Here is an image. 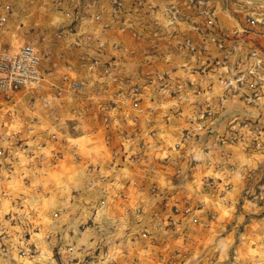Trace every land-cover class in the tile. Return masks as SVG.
Returning <instances> with one entry per match:
<instances>
[{
  "label": "crops",
  "instance_id": "obj_1",
  "mask_svg": "<svg viewBox=\"0 0 264 264\" xmlns=\"http://www.w3.org/2000/svg\"><path fill=\"white\" fill-rule=\"evenodd\" d=\"M119 3L118 11L113 13L111 3L102 2L101 20L110 24L104 28L91 27L67 35L65 32L48 34L39 29L43 47L40 51L44 54L42 67L46 74L32 104L29 100L32 95L27 89L14 91L10 96L0 93V147L3 149L0 228L9 235L8 254L0 258V264H181L168 259L199 256L203 251L201 238L209 230H213L217 240L228 235L237 237L235 229L222 235L227 221L219 219V215L213 214V219H207L211 212L223 209L221 206L230 211L232 205L204 180L207 176L223 182L226 178L234 179V175H225L229 173L225 166L220 169L216 166L221 148H235L234 141L225 139L232 133L229 126H235L233 123L242 117V112H232L230 98L223 99L219 106L214 85L203 91V84L211 80L204 79L196 69L202 63L200 56L196 50L192 53L181 45L185 37L197 40L195 31L184 30L181 34L180 30L170 27L151 26L155 12L160 14L167 6L178 7L179 13L182 12L186 5L183 0H119ZM145 18L147 26L142 24ZM11 19L10 15L0 27V42L9 45L14 32L18 34V41L24 39ZM127 19L130 28L125 25ZM79 33L83 37L74 47L71 41ZM86 35L92 41L87 42ZM95 37L103 39L105 47L97 48ZM112 42L116 45L112 46ZM87 54L100 58L101 62L116 63L118 78L105 74L99 77L102 73L95 69H102L104 65L98 62L93 67ZM62 76L84 82L83 98L68 92L67 85L61 82ZM127 78L129 83L140 84L134 98L127 97L124 88H118ZM95 79L105 80L108 85L96 84L98 90L89 87ZM57 88L63 90L61 97L55 95ZM77 99L96 101L93 107L98 106L99 112L100 105L112 99L118 102L116 107H121L118 115L135 118L133 123L120 121V126L136 130L143 138L141 160L136 163L125 160L117 168L109 167L113 145L106 144L101 128L86 131L80 137L69 136L65 143L47 139L49 133L62 126L65 118L81 116L82 127L91 128L93 121L89 112L93 111L87 109V113H81L72 104ZM205 99H209V104ZM130 101L135 102L130 105ZM186 129L199 135L196 142H182L181 132ZM151 130L155 131L154 138L147 134ZM206 130L214 133L205 135ZM223 131L227 135L221 137L220 145L216 140L218 132ZM139 143L131 142L130 151H139ZM188 155H198L201 161L191 166L187 164ZM167 156L170 159L165 161ZM171 158L177 159V165ZM247 161L248 166L238 172L242 178L251 169V158ZM88 164L100 168V180L94 188L87 187ZM251 172L254 179L260 173ZM251 172L247 174L249 179ZM133 181L137 184L133 185ZM153 183L161 190V196L151 194L149 188ZM163 196L179 204L187 200L193 207L188 220L178 229L153 228L151 214L161 211ZM194 217L198 223L192 221ZM23 229L30 232L27 245L22 242ZM45 235L49 236L47 241L43 238ZM69 245L78 249L70 252ZM237 251L233 257L238 264L256 259L241 243L235 248Z\"/></svg>",
  "mask_w": 264,
  "mask_h": 264
},
{
  "label": "rangeland",
  "instance_id": "obj_2",
  "mask_svg": "<svg viewBox=\"0 0 264 264\" xmlns=\"http://www.w3.org/2000/svg\"><path fill=\"white\" fill-rule=\"evenodd\" d=\"M104 1L106 0H0V27L7 23L8 17L11 15V24L15 25L16 30H21L20 37L24 38L21 42L18 41V34L14 32L10 45L4 41L0 42V45L10 50H16L24 42H31L41 49L43 48L40 44L41 35H38L40 28H43V31L48 34H51V32L53 34L65 32L67 35L68 32H84L83 30L91 29V27H95L92 29H96L109 26L110 24H105L101 20L103 11L102 2ZM108 1L111 3L112 12L118 11L119 6L114 4L113 0ZM183 1L186 5H183L185 8L183 7V11L180 13V8H168V6L160 14H156L155 12L151 26L156 28L170 27L172 30H180L181 34L184 30L196 32L197 40L190 37L185 38H188L195 44L196 52L202 61L196 69L204 79L212 81L203 84V91L210 90V87L214 85L213 91L218 92L215 101L219 106L223 103L220 100L221 98H230L232 100L229 107L232 108L231 110L235 114L242 112V117H238L235 120L233 123L235 124L234 127L229 126V131L236 134L240 133V139L243 136L245 137L243 141L233 140L230 134L225 139L230 143L234 141L235 147L231 149L232 151L228 150L231 157L234 156V161L232 160L233 157L231 158V161L234 163V172L225 173L227 177L234 175V179L229 180L226 178L225 181L231 184V188L226 198L223 199L227 204L232 205L231 209L229 211L228 207L221 206L223 209L210 213V215L217 214L220 216L219 219L227 221L222 235L235 229L237 237L233 239L231 235H228L217 240L214 238L217 235L213 233V230H209L206 235L202 236L200 241V246L203 249L202 253L192 258H194L195 264H231L232 261L238 264L239 261L233 256L240 251L241 247L238 248L237 252H235V248L241 243L246 247L249 254L256 257L254 261L250 260L246 264H264V127H262L264 125V0ZM208 11L215 14V23L213 25L208 23L206 17V12ZM2 17L5 18L3 21ZM129 21L127 19L125 25L130 28L131 24ZM142 24L144 26L149 25L146 18ZM5 27L8 28L7 25ZM79 34L81 35L75 36V40L71 41L74 47L79 43V38L83 37L82 33ZM85 39L88 42L92 41L93 38H89L86 35ZM95 40L104 41L97 37H95ZM115 45L116 42H112V46ZM92 48L95 51H99L96 47ZM88 56L91 63H93V67H97L98 62H101L98 57ZM95 61L97 63H94ZM108 63L112 65L110 70L105 72L104 68ZM100 64H103L104 67L102 69L100 67L99 69H95V72L99 71V73H102L98 74L99 77H102L101 75L104 74V76L111 75L114 78L117 77L119 68L116 67V63L108 60ZM96 84L108 85L105 80L99 81L95 79V82L90 83L89 87L98 90L99 87ZM139 85V83H129V78H127V81L119 85L118 88H124L125 95L127 97L133 96L134 98V93L140 89ZM83 88L80 92L73 93L83 98L86 94ZM40 90H26L32 95L29 99L31 104L34 101L35 94H38ZM248 97L251 99L250 101H248ZM134 102L130 101L129 104H134ZM204 102L209 104L210 101L209 99H205ZM95 103L96 101L91 102V99L88 102L83 99L72 101L73 107L79 111L81 110V113H84V111L87 113V109L93 111V113L89 112L92 115L91 121H93L91 122V128L82 127L84 118L80 115L81 118H65L62 126L58 130L49 133L47 139L53 141L60 139L61 142L65 143L68 141L67 138L69 136L80 137L86 131L92 132L98 128L103 130V107L108 104L114 107L113 116L118 121L120 115L117 112L121 110V107H116L118 102L110 99L107 104L100 105V112L96 109L98 106L96 108L93 107ZM50 109H54V106H50ZM246 119L258 122L261 130L258 137H252L248 131L240 128V125ZM118 122L120 125V120ZM121 129L124 128L121 127ZM186 131L189 130H183L181 133H185ZM103 132L105 139V131L103 130ZM210 133L214 132H210L209 130L204 132L205 135ZM194 134L196 138L199 136L196 133ZM226 135V131L218 132L219 138H225ZM90 141L96 140L91 139ZM74 154L79 157V154ZM249 158L252 160L251 169L246 170V173H244L245 178H242L238 172H241L243 167L248 166L247 160ZM252 170L260 171L256 179L252 176ZM250 172L251 178L249 179L247 174ZM218 199L220 198H216L219 202L220 200ZM227 204L225 203V205ZM207 219H210L209 215ZM245 224L250 225L246 227ZM203 227L206 226L203 224ZM246 228L250 229L246 231ZM242 232H244L243 235ZM240 235L241 237H239ZM45 236L43 238L47 241ZM27 237H30V232ZM7 248L9 249L8 243ZM177 252L176 250L175 253ZM5 257L0 255L1 259ZM174 257L169 258L168 261L170 260L171 262L172 260L177 263L180 261L181 264H185L189 259H184L182 256Z\"/></svg>",
  "mask_w": 264,
  "mask_h": 264
},
{
  "label": "built area",
  "instance_id": "obj_3",
  "mask_svg": "<svg viewBox=\"0 0 264 264\" xmlns=\"http://www.w3.org/2000/svg\"><path fill=\"white\" fill-rule=\"evenodd\" d=\"M192 2V1H191ZM113 3L117 6H120L118 0H113ZM206 17L208 23L213 25L215 23V14L214 12H206ZM5 18L2 17V21ZM182 47L187 51L193 52L196 50V46L188 38H184ZM98 48L105 47L104 41L97 42ZM44 54L40 49L31 42H24L16 50H10L9 48L0 45V93H3L5 96H10L14 91L23 90V89H33L40 90L43 86V81L45 80V70L42 67V60ZM94 63H97L95 61ZM111 63L105 65V72H108L111 67ZM61 82L67 85L68 92H80L84 86V82L78 79H68L66 76L61 77ZM56 96L60 97L63 95V90L57 88ZM220 100L223 101V98ZM251 99L248 97V101ZM104 113L102 114V127L105 131V142L106 144H112L109 167L117 168L120 162L125 160L136 163L141 160V152L144 147L143 138L140 134H137V131L134 129H121L119 125V120L123 123L130 121L131 123L135 122V118H129L128 115L123 114L117 118L113 116L114 107L110 104L103 107ZM264 127V125H262ZM240 128L248 131L252 137H258L260 133V126L258 122L250 121L248 119L244 120L240 125ZM149 137L154 138L155 131L151 130L147 133ZM231 138L233 140H244L243 136L240 139V133H231ZM115 140V143L113 144ZM181 140L190 141L193 140L196 142V137L194 132L186 131L181 133ZM134 141H139L138 144L139 151H130L129 144ZM221 145L223 140L221 138L216 140ZM3 153L2 147H0V154ZM220 161L217 162V168L220 169L222 166H225L227 171H232L234 169V163L231 161V154L228 150L221 148L219 150ZM169 156L165 157V161L169 160ZM201 160L197 156L188 155L187 164L194 166L199 163ZM171 162L174 165H177V159L171 158ZM11 165V164H10ZM179 170V168H178ZM86 172L88 174L87 187L94 188L97 181L100 180V168L99 166L88 164L86 166ZM206 184L213 188H217L219 191L220 198H225L231 188V184L227 181H222L221 179L215 180L213 177L207 176L204 180ZM133 185L137 184V181L132 182ZM151 194L161 196L162 192L159 187L153 183L149 188ZM78 192V191H76ZM75 192V193H76ZM161 211L154 212L151 214V222L153 228L156 230H175L181 227L182 223L189 218L193 207L184 200L182 204H179L178 201L170 202L167 197H161ZM214 215H210V219H213ZM15 220L18 218L14 217ZM13 219V220H14ZM193 222L198 223L199 220L197 217L192 219ZM88 222L86 225H89ZM29 232L27 229L22 230V242L24 245L28 244ZM46 239H49V236L46 235ZM9 241V235L7 232L0 228V255L7 256L8 248L7 243ZM75 249L74 245H69L68 250L71 252Z\"/></svg>",
  "mask_w": 264,
  "mask_h": 264
},
{
  "label": "water",
  "instance_id": "obj_4",
  "mask_svg": "<svg viewBox=\"0 0 264 264\" xmlns=\"http://www.w3.org/2000/svg\"><path fill=\"white\" fill-rule=\"evenodd\" d=\"M185 264H195L194 258H189Z\"/></svg>",
  "mask_w": 264,
  "mask_h": 264
}]
</instances>
